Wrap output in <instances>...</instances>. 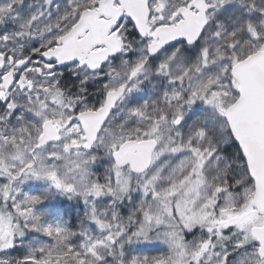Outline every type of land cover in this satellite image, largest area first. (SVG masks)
<instances>
[{"label":"snow or ice","instance_id":"6c2138e0","mask_svg":"<svg viewBox=\"0 0 264 264\" xmlns=\"http://www.w3.org/2000/svg\"><path fill=\"white\" fill-rule=\"evenodd\" d=\"M0 264H264V0H0Z\"/></svg>","mask_w":264,"mask_h":264}]
</instances>
